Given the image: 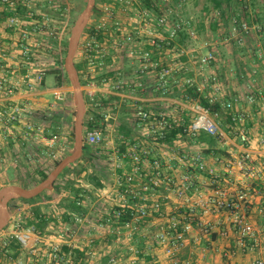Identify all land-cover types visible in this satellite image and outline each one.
Segmentation results:
<instances>
[{
	"label": "built area",
	"instance_id": "2783aa9c",
	"mask_svg": "<svg viewBox=\"0 0 264 264\" xmlns=\"http://www.w3.org/2000/svg\"><path fill=\"white\" fill-rule=\"evenodd\" d=\"M189 0H99L95 19L88 22L87 30L81 44V52L83 60L86 62V71L83 74L85 80L81 85L82 94L90 101L94 100L96 92L100 86L107 88L109 91H117L130 85L123 81L112 82L107 77L102 76L96 80L91 78L96 71H100L104 67L105 58L108 56L111 48L119 51L125 45H129L126 55L136 63L135 71L138 75H145L153 73L156 79V88L161 87L169 76L174 74L177 70H186V65L179 58H173L171 62L164 60V52L172 51L175 56H187L189 60H193L201 71L209 66L214 60L215 54L209 48L210 43L204 42L205 48L203 52L199 50L186 48L185 45L177 42L181 36V32H186L190 38L195 37L196 31L193 25L196 22V17L193 15H186L185 8ZM242 0L241 2H243ZM249 1V0H245ZM35 0H0V18L5 12L10 14L5 16V23L12 27L17 32L16 49L22 57L24 63L32 66L33 61H28L29 50L38 45L33 38L38 25L36 24L37 16L34 9ZM25 7V15H21L16 11L17 7ZM208 16L215 19H221V10L212 8L208 11ZM230 25L231 32L238 45L244 44V37L250 32H259L261 25L257 22L251 24L247 23L241 16L238 18L236 14L231 13ZM30 18H25V17ZM30 24L31 26H29ZM15 43V42H14ZM143 44L148 45L149 48L141 47ZM208 46V47H207ZM6 47L0 44V148L2 146L3 138H5V131L15 122L21 120L25 115L26 108L17 104H8L9 96L17 93L20 90H32L45 76L44 69L35 68L34 76L29 78V75L15 76L11 78L6 75L4 71V62H7V57L4 54ZM178 51V52H177ZM253 54L260 60L264 61V50L260 46H256ZM6 60V61H5ZM37 65V64H33ZM255 71L252 72L254 74ZM101 74V71L98 72ZM212 84V91L208 97L209 101H215L216 93H220L217 85L216 76L209 74L204 77L198 85V90H201L206 82ZM184 83L193 84L194 80L190 77L184 78ZM140 86L141 82L135 83ZM134 84V85H135ZM51 94L55 100H62L65 98L69 89L63 86H56L51 89ZM248 103H253L257 99L261 100L264 107V94H254L249 91L245 96ZM241 98L239 96L232 97L231 100L221 102V108L229 112L232 122H242L244 114L238 110L237 105ZM96 104L95 102L93 103ZM193 113L190 123L183 127V132L192 138H195L200 131H204L212 136H221L219 124L216 121L217 113H211L203 105L194 101L191 106ZM102 115V122H107L112 119L111 108L102 107L100 109ZM133 116L140 121L144 126V133L146 136L154 137L156 139L164 138L166 133L177 125L178 120L175 118L155 117L149 111L144 110L140 106L134 108ZM83 140L86 144L97 145L104 142V134L102 129H91L84 133ZM238 137L242 142L249 140L247 134L242 130L238 131ZM47 147H52L57 142V134H51L46 139ZM260 143L264 145V136L260 138ZM137 145L132 144L133 150L131 153L117 155L115 158V168L122 165L124 156H128L127 161L130 162L131 170L122 172L115 177L116 189H112L113 206L104 211L103 215L95 222V228L105 230L109 234L114 235V239H122L126 241V248L122 254H110L108 264H149L144 255L147 251L139 249L136 244L132 242L135 240V234L141 230L146 231L143 236L152 238L159 246V255L155 258L159 264H180L178 259V252L185 243V236L187 233L194 230L195 227L204 234L211 230V224L202 220L195 214V205L203 208L204 212H218L221 209H227L231 214V220L237 226L236 243L242 250H254L261 248L264 250V243H260L256 237L255 231L246 219V216L241 211L245 203V191H238L234 197L228 195L225 190H217L214 195L202 198L200 203L190 205L186 211L175 215H164L162 211V200L156 197V190L158 186L168 178L164 176L161 169V162L157 158L150 161L149 168H145L142 163V158L136 151ZM121 156V157H119ZM183 160H187L190 165L200 171H207L206 163L202 156L198 153L185 154L182 156ZM125 161V160H124ZM240 168L245 176L255 178L257 167L253 158L248 152H244L239 160ZM191 185L190 175L184 174L182 182L176 185L174 193L177 197L186 198V190ZM82 203V202H81ZM117 207V208H115ZM264 209V189L263 197L261 198L260 211ZM70 213V211H68ZM128 213L129 218L121 221V215ZM86 214V213H85ZM74 222H79L81 218L85 219L84 214H73ZM166 217V218H165ZM87 218V215H86ZM147 219H161L162 221L155 223L154 230H148L151 225L147 224ZM8 235L9 238H15L20 250L27 249L32 255L39 250L38 243L41 240L40 235L35 231L33 226L22 227L20 223L13 226ZM150 234V235H149ZM61 235V234H60ZM84 235V236H83ZM81 242L85 246H93L95 241L89 237V231L83 234ZM135 235V236H134ZM71 236V235H69ZM134 237V238H133ZM69 238V237H68ZM64 240L58 238L50 246L47 257L53 263L58 264H75L68 254V256L59 253L62 245H67L70 248L73 246V239ZM84 239V240H83ZM45 242V241H44ZM3 241L2 245H5ZM81 245V244H80ZM156 245V246H157ZM83 246V245H81ZM89 251V252H88ZM93 251V250H92ZM90 253V250H86ZM164 256L163 262L159 260L160 256ZM5 256V255H4ZM7 257V256H6ZM8 264H22V258L17 256L12 259L7 257ZM32 258V256H31ZM253 264H264V259L256 257Z\"/></svg>",
	"mask_w": 264,
	"mask_h": 264
},
{
	"label": "crops",
	"instance_id": "0c3cea01",
	"mask_svg": "<svg viewBox=\"0 0 264 264\" xmlns=\"http://www.w3.org/2000/svg\"><path fill=\"white\" fill-rule=\"evenodd\" d=\"M241 1L242 0H236V2L239 3V7H241L237 10L236 16H241V18L249 24L256 22L255 20L257 18L259 20L257 23L261 25V30L259 32H250L249 35L244 37V44L238 45L234 38L235 35L232 34L230 29L229 36L221 40V42H226L228 39L230 40L228 45L231 48L228 46L230 50H226L227 56L225 59H222L225 54H219L217 43L208 41L210 43L209 48L213 50L215 54L214 62L212 61L209 66L201 71L198 64L189 60L187 56L182 55L180 60L184 62L187 69L177 70L167 78V81L161 87L156 88L154 74L148 73L145 75H138L135 71L136 63L129 61V59L124 56V54L126 55L125 50L129 48V45H125L119 51L111 48L108 56L105 58L106 66L100 69L101 74L98 75V79L105 76L112 82H127L130 87L125 85V87L120 90L109 91L107 88L100 86V89L95 95H114L118 97V100L113 102V106H109L113 118L107 122L118 120V123H116L118 131L119 123H121L123 118L126 119V116L129 114L127 117H129L130 122L127 123L131 128V138L135 140L133 143L137 145L136 151H138V154L141 156L144 167L149 168L150 161L153 158H157L161 162L162 172L164 176L168 178V181L163 180L160 186H158L155 196L162 200V211L164 215H175L186 211L190 205L200 203L202 198L214 195L216 191L220 189L225 190L231 197H234V194L238 191H245V203L241 211L252 225L258 241L264 243V209L260 211L264 189V145L260 143V138L264 136V107L259 99L253 103H248L245 99L249 91H252L257 96L258 94H264V61L258 59L252 51L257 45L264 50V14L262 15L256 8L261 2L257 1L254 6H252L250 0ZM234 4L233 2H230L229 5L223 4L225 14L223 15V12H221V19H225L228 22L230 21L229 17L234 11ZM262 4L264 5V1ZM225 7L228 9L225 10ZM253 8L254 12L252 11ZM250 13L253 14L251 15ZM2 19H0V44H7L4 46L6 47L5 52L8 51L7 49H11V51H9V55L11 56L4 53L7 56V62H4V71L6 75L11 78L15 76L23 77L28 74L29 78L32 79L34 76V67L11 58L13 57L12 53L14 51L18 52V50L16 47L13 48L12 46L15 41H12L10 44H8V41L11 39L15 40L16 36L14 33L17 34V32H11L12 29L5 27V18ZM196 19V22L200 21L199 16ZM203 21H206L208 24H217L220 22L219 19H215L211 16L207 17V15H205ZM189 39L192 38L188 37L184 39L185 41L181 44L186 46L187 40ZM141 47L145 49L149 48V46L145 44ZM237 48H239V50ZM31 49L35 50V47L31 46ZM198 52H200V50ZM174 53L172 51H165L164 57L166 58H164V60L171 62L173 58L177 59L178 56H175L176 54ZM221 61L222 64L219 63ZM253 71H255L254 74H252ZM209 74L216 76L217 85L220 90V93H216L215 95L217 100L224 102L231 100L234 96H239L241 98L237 107L238 110L244 114V120L242 122L234 123L224 120V116L221 115L229 114V112L222 109V114L218 113L216 116V121L221 131V136L219 137L212 136L204 131H200L195 138L190 137L185 132L178 131L169 141H161L160 139L155 140L152 137L146 136L143 124L133 116L134 108L140 106L155 117L175 118L178 120L176 126L181 125L183 131V127L187 126L192 120L193 113L191 111V106L195 101L183 99L181 97L184 87V78H192L194 83L198 86L203 78ZM217 77H219V79H217ZM137 82H141V85H136L135 83ZM43 89L44 88H39L38 83L30 91L23 89L17 93H13L9 96V101L6 103L19 105V103H22V97L44 93L45 91ZM204 90H206L209 95L213 93L212 84L207 81L199 91ZM115 107H123L121 111L122 114H118V116L114 115L115 112L112 110ZM14 124L10 127H13ZM10 127L5 131V137L8 136ZM241 130L247 134L249 138L247 142H242L239 139L238 131L240 132ZM126 143H128V140L124 142V144ZM131 146L132 144L126 145L123 147V150L118 149L117 151L119 154L131 153L133 150ZM195 152H198L202 156L206 163V168L211 170L212 173H209L208 170L200 171L193 165H190L187 160L182 159L183 155ZM244 152H248L251 155L257 167L258 173L254 179L245 176L240 168L239 160ZM126 168L128 171L131 170L130 162L129 166L126 165ZM121 170L122 169L118 168L117 172L121 174L120 172H123V170ZM184 174L190 175L191 181V185L186 190V198L177 197L174 193L176 185L182 182ZM110 189H112V187ZM111 191L112 190H104L103 195H109V199H112ZM111 201L112 202L109 201L110 205L103 210L100 216L103 215L104 211L113 206L112 204H114V202L113 200ZM194 207L195 214L212 226L210 232L207 234L200 232L197 227L186 234L185 243L178 252L180 264H253V260L256 257L264 259V250L261 248L250 251L247 249L242 250L238 247L236 243L237 226L231 220V214L227 209H221L213 213L204 212L203 208L199 205H195ZM147 221V224L151 225L148 230H154L155 223L162 220L147 219ZM99 230L102 232L103 236L105 235L107 237V241H109L108 238H110V234L105 230ZM145 232L147 233V230L137 232L135 234L136 236L134 235L135 238L133 237L135 240H132V242L136 244L137 247L138 243H140L139 245L142 246L140 247L147 251L146 260L150 262L149 264H159L155 261L157 255H159V246L152 238L150 239V237L147 238L143 236ZM110 240L111 243H113L110 245L114 247L113 252H115V254H122L126 248V244H124L126 241L114 238ZM72 244L73 246L77 245L75 242ZM108 252L109 251L103 254V257L110 256V252ZM164 259L163 255L159 258L161 262H163Z\"/></svg>",
	"mask_w": 264,
	"mask_h": 264
},
{
	"label": "rangeland",
	"instance_id": "374dc122",
	"mask_svg": "<svg viewBox=\"0 0 264 264\" xmlns=\"http://www.w3.org/2000/svg\"><path fill=\"white\" fill-rule=\"evenodd\" d=\"M257 1L261 2V4H258L256 8L263 15L264 5L262 2L264 0ZM61 5H64L63 9H59ZM84 5L85 0H35L32 11L34 9L35 13L38 14L37 16H34L36 18L38 29L36 30L33 38L36 40L38 45L35 46V50L30 48L29 53L31 54H28V61H33L31 63L35 68L44 69V81L46 82V87L43 89L45 91L44 93L24 96L21 99L22 103H19V105L26 108L25 115H23L21 120L15 123L13 127H10L8 132L9 134L3 139V145L0 148V187L11 183L18 185H22L24 183L28 184V187H31L35 184V182L27 179V174H33L35 173V170L38 169L49 172L53 168L54 162L56 160L59 161L62 157L70 153L72 149L73 135L71 133H73L74 121V114H72V112H74L75 108L71 98V91L69 90L68 95L62 100H55L50 92L51 89L54 88L52 86L54 79L51 75L47 74V71L55 68L54 62L56 59L63 60L66 51L61 53V48L67 46L71 27ZM206 6L209 7V10L212 9L208 0H189L186 5V15H193L196 18L199 16L200 18L199 22L197 21L193 24L195 26V31L197 30V32L195 37L187 40L186 48L195 50L198 49L200 52H203L202 48L205 46L204 42H216L219 54H225L224 58H222L225 59L227 56L226 50L229 51V48H231L228 45L230 40L228 39L226 42H221V40L229 36L231 25L227 20L225 22V19H219L220 22L217 23L215 28H212L211 25L206 23V21L204 22L203 20L205 15L208 16L209 14V10L204 12ZM254 8L252 10L253 12ZM55 14L58 16H55ZM250 14L252 15L253 13ZM94 19L95 17L92 16L88 22ZM4 25L5 27L12 29V27L7 26L6 23H4ZM28 25L31 26L30 24ZM11 32H16V30L12 29ZM14 34L16 39L8 41V44L15 41L12 45L13 48L16 47L18 37L16 33ZM84 36L85 32L83 31L78 42L74 62L83 60L84 56L81 52V44ZM54 41H56L55 45ZM6 45L7 44L5 43L3 44V46ZM237 49L239 50V48ZM7 50L8 51L5 53L8 54V56H11L9 55V51H11V49ZM12 56L13 57L11 58L14 60H19L21 63H24L18 52L14 51ZM124 56L128 58L127 55L124 54ZM178 58L181 59V56H178ZM219 63L222 64V61ZM24 64L30 66L28 63ZM191 64L193 65L192 62ZM105 66L106 63L104 62V67ZM86 69L87 67L85 66L83 74ZM96 72H98V70ZM62 86L65 89H69L68 83ZM83 99L84 103L88 100L85 95H83ZM122 108L115 107L112 110L115 112L114 115L118 116V114H122ZM53 112H60L63 119L61 122L62 126L60 132L57 133V142L49 148L46 145L44 131L49 123V119L47 118ZM127 116L126 119L123 118V120L130 122L129 117ZM116 123H118V120L111 121L109 126H107V129L103 130L105 137L104 142L97 145H89V154L92 155V160H89L86 156H84L82 157V160L73 162L68 167V170L55 179V187L50 190L43 191L33 200L25 201L18 198L10 201L9 220L5 227L0 231V264H3L4 262L8 263L9 260L4 256L3 252H1L3 241L7 242L11 239L8 235L11 230L14 229L13 226H15L17 222L22 226L25 224L26 217L31 214L33 207L40 208L41 212L46 217H52L54 220L49 221L44 229V234H39L41 240L37 245L39 246V250L36 254L32 255L27 249L21 250L20 257L22 258V264H55L47 257L51 244L58 241L59 237L64 240H67L69 237L73 239L72 242H75V244L77 243V245L81 244L85 246L81 240L84 236L83 234L87 231H89L88 236L96 241V245L92 243L93 246H85L86 248L88 247V250H90V253H87L88 257L86 264H107V262L102 261L103 254L107 253V251H109L110 254H115V252H113L114 247L110 246L113 243H111V240L110 242L107 241V237L105 235L103 236L102 232H98L96 230L97 228H95V222L100 218L103 210L110 205V202H112V199H109V195H103L104 190L117 188L115 184V177L119 174V172H117L119 167L115 168L114 164L116 154H123L121 152V154H119L117 150H120L121 145L124 143H121L122 139L118 135ZM82 135L84 136L83 131ZM126 145H129V143L124 144V146ZM123 158L125 159H123L122 165L119 169H122L123 172H127L128 170L126 165L129 166V161H127L128 156L126 155V157L124 156ZM90 161H92V164H90ZM80 164H84L88 172H94L100 178L103 188H95L93 185L85 182L83 177H78V179L75 180L74 172L80 167ZM71 180H74L73 185L81 186L86 190L83 195L82 204L87 208L86 214H84L85 219L81 218L79 222H74L72 225L64 223L60 218L61 212L64 210L61 198L68 194L65 186L68 181ZM111 187L112 189H110ZM111 196L113 198V195Z\"/></svg>",
	"mask_w": 264,
	"mask_h": 264
},
{
	"label": "trees",
	"instance_id": "16d2710c",
	"mask_svg": "<svg viewBox=\"0 0 264 264\" xmlns=\"http://www.w3.org/2000/svg\"><path fill=\"white\" fill-rule=\"evenodd\" d=\"M211 7L212 8H216L218 10H221V12H223V15L225 14L224 12V8H223V4L225 3V5H229L230 2L235 3L234 4V11L232 13L236 14L237 10L241 7H239V3L236 2V0H208ZM257 2V0H250V4L252 6H254V4ZM241 4V3H240ZM97 5H98V0H95V4L94 7L92 8V14L94 15L97 11ZM245 7V6H244ZM64 5L60 6L59 9H63ZM228 9L227 7H225V10ZM244 9V8H243ZM209 7L206 6L204 11H208ZM16 11H18V13H20L21 15L25 14L26 12V8L25 7H21L18 6ZM246 11V9H245ZM9 12H5L4 14H2L1 18H4L5 16L9 15ZM38 15V14H37ZM55 16H58L57 14H55ZM236 16V15H235ZM239 18V16H237ZM25 18H30V17H25ZM226 22V20H224ZM256 22H258L259 20L256 18L255 20ZM209 25H211L212 28L216 27V23H210ZM87 30L84 29V31ZM181 36L178 38V40H176L179 43H183L189 36L187 35L186 32H181L180 34ZM56 44V41H54V45ZM66 51V47L61 48V53ZM62 61L63 60H59L56 59L55 60V68H52L51 70L47 71L48 75H51L53 77V84L52 86H62L64 84L68 83L66 74L62 68ZM214 62V61H213ZM75 68L77 70L78 76H79V81L80 84L83 85L85 80L83 78V70H85V66H86V62L85 60H81L78 62H74ZM98 72L95 73V75H93L91 78L98 80ZM100 77V76H99ZM217 79H219V77H217ZM46 87V82L44 81V78L39 82V88H45ZM209 94H207L206 90L204 91H199L198 90V86L193 83V84H186L184 83V87L182 89V95L181 97L183 99H187V100H195L198 103H200L201 105H203L205 108H207L211 113L216 112L217 114H222V108H221V102L219 100H215L210 102L209 101ZM118 97L114 96V95H108V96H101L100 94L95 95L94 100L90 101L89 99L87 101H85V105H86V110L84 113V117H83V132L85 133L88 130L91 129H107V126H109L110 122H102V115L100 113V109L102 107H108V106H113V102L117 101ZM96 103L95 105L93 103ZM72 114H74V112H72ZM221 116H224V120L231 122L230 119V115L229 114H223ZM47 119H49V123L48 126L45 128L44 131V137H50L51 134H57L60 132L61 129V122H62V116L60 115V112H53ZM131 128L128 126L127 121L125 120H121V123H119L118 126V133L120 135V138L122 139V143L126 142L128 140L129 144H136L133 143L135 140L131 138ZM183 132L182 131V126L178 125L175 126L174 128H172L171 130H169L164 138H161V141H169L170 139H172L174 137V135L178 132ZM73 135V133H71ZM153 139L156 140V138L152 137ZM124 144L121 145L120 149L123 150ZM90 151V146L89 144H86L85 142H83V148H82V155L80 156V158H78L75 162H78L80 160H82V157L86 156L87 159L92 160V155L89 154ZM89 154V155H88ZM88 155V156H87ZM85 158V159H86ZM88 160V161H89ZM58 162V160H56L54 162V165H56ZM72 164V163H71ZM69 164L68 166H66L62 172L58 175L60 176L62 173H64L66 170H68L69 166L71 165ZM90 164H92V161H90ZM48 172L43 171L41 169L35 170V173L33 174H27V179L32 180L33 182L37 183L40 180L44 179L46 177ZM75 175V180L78 179V177H83V180L91 185H93L95 188H101L103 186L100 178L94 173V172H88L85 165L84 164H80V167L75 170L74 172ZM85 175V176H84ZM74 184V180L68 181L67 185L65 186L66 188V192L68 194H66L65 196H63L62 202H63V211L61 212L60 218L64 223H68L71 224L74 223V216L73 214H85L87 211L86 206H84L81 202L83 201V195L86 192V190L84 188H82L81 186H75ZM21 186L23 187H28V184H22ZM53 187L54 184H53ZM46 191V190H45ZM40 195V194H38ZM36 195V196H38ZM35 196V197H36ZM35 197L30 198V199H23L25 201H30L33 200ZM21 199V198H20ZM117 208V207H115ZM68 211H70V213H68ZM129 218L128 213H123L121 215V221L127 220ZM54 220L52 217H46L40 210V208L38 207H33L32 208V212L30 215H28L26 217V222L25 224H23L22 227L24 226H33V228L35 229V231L39 234H44L45 233V227L47 226V224L49 223V221ZM114 235L110 234V239H113ZM96 243V241H94V244ZM140 243H138V248L139 249H143L141 248L142 246L139 245ZM141 246V247H140ZM87 248L85 246H81V245H76L74 247H69L67 245H62L60 248L59 253H61L62 255L65 256H70V259L75 263V264H86V260H87V253H86ZM1 252H3V254L5 255V257L10 256V258L14 259L17 256H19L21 254V250H20V245L18 243V241L15 238H11L9 239L5 245L1 246ZM145 259L147 258L146 255H144ZM3 258V257H2ZM109 256H104L102 258L103 262H107L108 261ZM3 264H8V263H3Z\"/></svg>",
	"mask_w": 264,
	"mask_h": 264
},
{
	"label": "water",
	"instance_id": "95a60500",
	"mask_svg": "<svg viewBox=\"0 0 264 264\" xmlns=\"http://www.w3.org/2000/svg\"><path fill=\"white\" fill-rule=\"evenodd\" d=\"M95 0H85V5L76 17L67 41L65 56L62 61V68L66 74L71 98L74 104L73 121V146L67 155L62 157L56 165L47 173L46 177L31 187H23L18 184H6L0 187V231L9 220L10 201L14 199H30L45 190L53 188V184L62 170L69 164L75 162L82 154L83 148V117L85 113V103L81 90L79 76L74 65V56L77 50L80 36L89 21L91 10Z\"/></svg>",
	"mask_w": 264,
	"mask_h": 264
},
{
	"label": "flooded vegetation",
	"instance_id": "af4514ba",
	"mask_svg": "<svg viewBox=\"0 0 264 264\" xmlns=\"http://www.w3.org/2000/svg\"><path fill=\"white\" fill-rule=\"evenodd\" d=\"M94 4H95V3H94ZM93 7H94V6H93ZM95 14H96V13H95ZM95 14L93 15V14H92V10H91V14H90L89 19H90L92 16H95ZM87 24H88V23H87ZM87 26H88V25H86L84 29H86ZM83 31H84V30H83ZM84 32H86V30H85ZM82 33H83V32H82Z\"/></svg>",
	"mask_w": 264,
	"mask_h": 264
}]
</instances>
